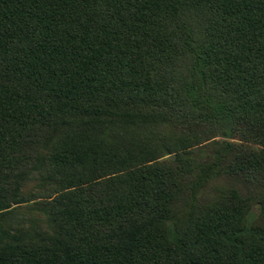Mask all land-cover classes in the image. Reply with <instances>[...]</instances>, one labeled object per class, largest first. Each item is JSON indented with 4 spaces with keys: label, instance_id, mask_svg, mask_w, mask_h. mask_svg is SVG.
Returning <instances> with one entry per match:
<instances>
[{
    "label": "trees",
    "instance_id": "1",
    "mask_svg": "<svg viewBox=\"0 0 264 264\" xmlns=\"http://www.w3.org/2000/svg\"><path fill=\"white\" fill-rule=\"evenodd\" d=\"M0 264H264V0H0Z\"/></svg>",
    "mask_w": 264,
    "mask_h": 264
},
{
    "label": "rangeland",
    "instance_id": "2",
    "mask_svg": "<svg viewBox=\"0 0 264 264\" xmlns=\"http://www.w3.org/2000/svg\"><path fill=\"white\" fill-rule=\"evenodd\" d=\"M222 141V139H219ZM60 140L58 138H54L51 142L52 143H57ZM48 145V149L51 147ZM197 157L195 160L197 162H202L203 160L206 161L211 155H215V150L212 145L200 150L199 152H196ZM166 160H173L174 157H166ZM216 172V171H214ZM218 172V170H217ZM222 175L216 174L214 177H212L206 184L203 185V187L196 193L194 197H191L190 195L188 196L187 194H183L179 200L178 206L180 207L179 209H184L186 208L190 203H192L194 200L197 202H202V203H207L212 200H215L218 198V196L222 194L228 193L230 190H238L240 192H243L246 195H250V192L253 191L254 189L251 187L250 183H247L244 181L243 178H238V177H229L223 172H221ZM40 183H43L41 181H30V183L26 184L24 187V191L28 194L26 195L30 199L34 198H39L36 199V202L41 203L40 200L44 201L46 200L44 191H42V185ZM55 190V189H54ZM253 194V193H251ZM25 208H28L29 211L33 214V218L36 217L37 219L45 218V215H43V212L41 210H35V208H39V206H36L37 203L30 202L29 204H26ZM258 208H254V216L256 217L258 215ZM37 220H35L32 225L31 231L28 233L30 237L35 236L34 231L37 229Z\"/></svg>",
    "mask_w": 264,
    "mask_h": 264
}]
</instances>
